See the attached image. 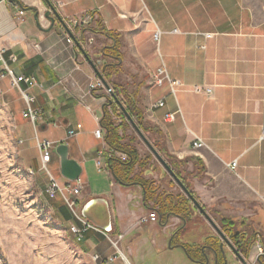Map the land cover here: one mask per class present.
Returning a JSON list of instances; mask_svg holds the SVG:
<instances>
[{
	"label": "crops",
	"instance_id": "1",
	"mask_svg": "<svg viewBox=\"0 0 264 264\" xmlns=\"http://www.w3.org/2000/svg\"><path fill=\"white\" fill-rule=\"evenodd\" d=\"M49 1L94 63L103 62L104 48L113 44L106 32L119 37L120 69L126 75V86L138 91L144 121L158 131L147 132L146 137L150 135L149 140L159 141L169 155L182 161L179 171L185 185L220 229V220L230 219L236 230L254 232V240L264 247V139H260L264 128V9L254 8L248 0ZM14 3L22 8V15ZM31 7L40 11L38 25ZM45 9V0H0V48L10 68L33 75L43 86L27 90L35 98L32 107L41 111L32 122L36 139L40 128L43 137L56 145L66 144L69 157L81 165L80 213L93 198L107 201L109 234L122 236L118 248L126 264H203L207 257L190 258L185 243L176 245L172 239L177 230L180 233L185 225L193 224L219 239L197 208L191 205L186 222L174 215L162 222L159 214L155 221L141 222L149 211L141 186L122 185L107 169L104 138L94 135L105 102L100 87L90 89L98 78L68 31L57 21L49 28L50 21L43 17ZM160 67L182 84L175 95L169 92L167 82H153L152 75ZM1 80L10 83L8 78ZM195 85L210 87L211 96L193 91ZM158 100L163 106H155ZM22 108L19 119L23 121L24 100ZM178 109L181 113L173 120L165 119L166 113ZM70 129L75 134L70 135ZM196 137L205 145L193 148ZM136 146L140 155L145 154ZM235 159L237 166L231 170L227 164ZM156 161L151 160L143 176L160 190L182 192ZM31 163L26 166L47 185L48 176L40 175V154ZM47 168L62 183L65 178L55 148ZM50 202L61 225L80 224L68 217L64 225L54 198ZM194 243L204 241L198 238ZM79 247L93 260L98 255L96 264H108L102 260L117 253L104 234L92 229L85 232ZM210 248L207 245L203 250L209 260L213 257ZM253 249L254 244L247 257L243 255L246 260L255 258ZM220 256L219 252L217 262Z\"/></svg>",
	"mask_w": 264,
	"mask_h": 264
},
{
	"label": "rangeland",
	"instance_id": "2",
	"mask_svg": "<svg viewBox=\"0 0 264 264\" xmlns=\"http://www.w3.org/2000/svg\"><path fill=\"white\" fill-rule=\"evenodd\" d=\"M248 2L254 8L264 9V0H248ZM8 5L10 14L13 15L15 11L10 4ZM108 83L111 89L114 85H119L129 92L135 90L134 87L126 86V75H123L122 71L112 76ZM101 87L99 93L106 101V97L111 95L103 86ZM15 103L19 105L17 108ZM22 107L23 99L19 90L10 83L0 80V264H96L89 254L81 250L79 241L75 239L69 228L61 225L52 213L50 204L52 199L45 193L46 180L39 179L26 166V164L31 166V162L38 157L39 152L36 148V132L32 122L25 118L23 121L19 119ZM114 119L119 121L117 116H114ZM14 124L16 128L13 127ZM39 130L40 128L37 130L39 139L49 140L48 137H43ZM127 132L136 135L137 140L134 144L140 146L142 153L150 152L132 127ZM149 136L148 138H151ZM154 141L160 145L159 141ZM153 159L156 161L154 156ZM40 175L48 176L44 169ZM66 182L67 180L64 179L60 183ZM71 183L74 184V181ZM54 200L57 203L56 211L64 225L68 224V217L75 219L61 196H56ZM76 207L79 209V205ZM243 232L252 233L247 228ZM198 238L204 243L196 245L194 240ZM213 242L214 235L211 236L210 232L203 230L199 224H193L188 228L185 225L174 238L176 245L185 243L194 257L202 260L206 257L209 260L203 250ZM223 249L225 257L220 256L221 264H241L228 245ZM253 250L255 251V248ZM257 258L248 262L259 264ZM213 259L211 257L209 262L205 259L203 264H215ZM119 263L126 264L120 255L108 264Z\"/></svg>",
	"mask_w": 264,
	"mask_h": 264
},
{
	"label": "trees",
	"instance_id": "3",
	"mask_svg": "<svg viewBox=\"0 0 264 264\" xmlns=\"http://www.w3.org/2000/svg\"><path fill=\"white\" fill-rule=\"evenodd\" d=\"M106 34L112 38L113 44L104 48L102 57L104 61L101 64V73L108 82L112 76L119 74L120 60L122 54L119 50V37L111 32ZM102 88V87H100ZM99 88V89H100ZM113 94L118 98L128 114L133 118L138 127L145 133H157V129L149 126L144 121L142 108L138 105V91L135 89L132 92L114 85L112 88ZM112 97L107 96L106 101L102 105V116L99 120V125L103 130L104 142L108 152L105 155L106 167L112 174L114 179L122 185L138 184L142 188L143 203L149 210H156L162 217V222H165L168 216H180L185 222L190 218L192 208L191 201L183 193H172L167 190H160L158 185L152 179L145 178L143 171L147 165H150L153 155L146 152L140 155L137 146L134 144L137 140L136 135H130L127 130L131 127L130 122L126 119L123 112L120 110L117 103L111 101ZM114 116L119 117V121H115ZM151 140V139H150ZM152 144L158 149L160 154H163L168 164L174 169L177 176L185 183L179 167L182 161H177L174 157L166 152L163 145H159L153 141ZM120 154L124 155L120 157ZM137 168V170H136ZM173 184V181H172ZM222 231L228 236L234 247L244 256L247 257L251 246L254 244V232L248 234L241 230H236L234 222L223 217L220 220ZM177 230L172 239L176 237ZM211 247L219 252V239L214 237V242ZM186 252L190 258H195L192 251L185 246ZM261 264H264V257H260ZM217 264H221L218 261Z\"/></svg>",
	"mask_w": 264,
	"mask_h": 264
},
{
	"label": "built area",
	"instance_id": "4",
	"mask_svg": "<svg viewBox=\"0 0 264 264\" xmlns=\"http://www.w3.org/2000/svg\"><path fill=\"white\" fill-rule=\"evenodd\" d=\"M7 1V0H3ZM15 8L18 10V15H22L23 11L18 7L16 3H14ZM88 20V17H85L83 19L84 22ZM159 31H156L154 36L155 38L158 36ZM209 36V35H207ZM70 41V39H69ZM4 49L0 48V80L8 78L10 79L11 86L16 87L19 89L20 95L23 98L26 108L22 112V117L29 119L31 122H34L36 119L39 118L41 111L39 108H33L32 103L34 102V96L31 95L27 90L38 87L40 89H43V86L37 81V79L33 75H26L22 73H16L14 69L10 68L4 57H3ZM97 66H101L102 62L98 60L95 63ZM153 82L155 84H162L163 82H167L169 87V92L173 95L176 94L178 88L182 85L178 80L171 79L167 71L164 67L158 68L152 75ZM21 84L25 85V88L21 87ZM102 84L99 81V79L95 83L90 84V89L94 90L96 88L101 87ZM106 90V89H105ZM192 90L195 92H205L207 96H211L212 89L210 87H201V86H193ZM107 91V90H106ZM108 92V91H107ZM163 101L158 100L155 103V106H163ZM177 113H181L180 109H178L175 112H170L165 114V119L167 120H173L175 115ZM81 125L77 124V129H80ZM70 135L75 134L74 129H70L69 131ZM94 135L99 138L103 139V130L99 126L94 131ZM260 139H264V128L261 131ZM204 142L201 138L196 137V139L192 142L193 148H199L204 146ZM36 147L38 149V152L40 154V159L42 162V168L47 172L48 174V183L45 187V193L47 197L50 199L55 198L56 196H61L62 200L65 202V204L69 207V209L72 211L74 218L80 223L79 225L76 224H70L69 230L72 233V235L75 237L77 241H81L84 237V234L86 231L92 229L101 232L104 234L107 239L111 242L112 246L117 250V253L113 256H109L102 260L104 263H109L113 260H115L118 255L123 256L121 251L118 248V242L121 239V235H118L117 237H111L109 234V231L102 230L98 227H96L91 221L86 219L82 216L79 209H77V197L81 191V182L79 178L74 181V184H72V181L67 180L66 183L61 184L59 183L54 177L51 175L49 169L47 168V163L50 161L51 154L53 149L56 147V144L53 143L50 140L47 139H36ZM120 157L124 158L123 154H120ZM98 169H102V166L100 163L97 164ZM227 166L231 170H235L237 166V160H233L231 163L227 164ZM158 218V213L156 210H149L148 213L140 218L141 222H147V221H155ZM254 248H255V258L259 257L260 255H264V247L259 241L254 242ZM94 260L99 259L98 255L93 256Z\"/></svg>",
	"mask_w": 264,
	"mask_h": 264
},
{
	"label": "water",
	"instance_id": "5",
	"mask_svg": "<svg viewBox=\"0 0 264 264\" xmlns=\"http://www.w3.org/2000/svg\"><path fill=\"white\" fill-rule=\"evenodd\" d=\"M46 2V9L43 12V17L50 21V27L54 24L55 21H57L59 24L62 25V27L68 31L69 36L74 41L75 45L79 48L81 53L87 57V61L92 67L94 73L96 74L97 78L101 82L102 86L110 93L112 99L111 101H114L119 106L120 110L125 115L126 119L130 122L131 127L136 132L137 136L141 139V141L146 145L148 150L151 152V154L155 157V159L160 163V165L166 170V172L170 175V177L173 179V181L178 185V187L181 189V191L189 198L192 205L197 208V210L204 216V218L207 220V222L211 225V227L214 229L216 234L221 239V242L219 243V252L222 254L223 257H225L224 253V246L228 245L234 255V257L241 263V264H249V262L244 258V256L234 247V245L230 242V240L226 237L224 232L220 229V227L217 225V223L212 219V217L206 212L204 207L198 202V200L192 195L190 190L187 188L185 183L177 176L173 168L168 164L166 159L160 154V152L156 149V147L150 142V140L146 137V135L142 132V130L138 127L136 122L133 120V118L128 114L127 110L125 109L122 102L116 98V96L113 94L112 89L110 88L109 83L106 81V79L103 77L101 70L98 68V66L88 58L84 50L82 49L81 43L76 39L72 33L69 31L66 23L62 19V17L59 15L57 10L54 8V6L50 3L49 0H45ZM29 10L33 12V17L38 25V17L40 14V11L37 8L31 7ZM121 62V60H120ZM55 153L59 157V171L62 177L69 181H76L81 174L82 167L81 165L73 158L69 157L68 153V146L64 143H59L55 147ZM81 214L83 217L91 221L96 227L109 231L111 229V214L110 209L108 206V203L103 198H93L89 200L85 205L83 206L81 210ZM184 221V220H183ZM185 222V221H184ZM213 254V260L214 263L217 264L218 259V251L211 247L210 248ZM207 259V258H206ZM208 260V259H207Z\"/></svg>",
	"mask_w": 264,
	"mask_h": 264
},
{
	"label": "flooded vegetation",
	"instance_id": "6",
	"mask_svg": "<svg viewBox=\"0 0 264 264\" xmlns=\"http://www.w3.org/2000/svg\"><path fill=\"white\" fill-rule=\"evenodd\" d=\"M217 251H218V250H217ZM218 254H219V252H218ZM221 256H222V254H221ZM261 256L264 257V255H260V256L257 258V261H258L259 264H261V262H260V257H261ZM247 261H248V260H247ZM222 262H223V261H222ZM249 264H250V262H249Z\"/></svg>",
	"mask_w": 264,
	"mask_h": 264
}]
</instances>
